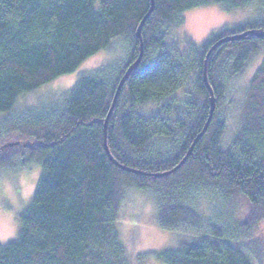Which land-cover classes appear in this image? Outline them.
<instances>
[{
    "label": "trees",
    "instance_id": "obj_1",
    "mask_svg": "<svg viewBox=\"0 0 264 264\" xmlns=\"http://www.w3.org/2000/svg\"><path fill=\"white\" fill-rule=\"evenodd\" d=\"M154 1L141 29V61L122 85L106 131L110 156L145 173L137 174L110 161L103 123L119 79L139 54L135 34L150 0H0V113L71 74L113 40L125 43L119 69L106 65L83 74L61 107L0 125V140L7 134L25 140V152L41 166L16 238L0 243V264H252L251 236L264 220V57L235 106L227 93L234 76L264 50V36H255L264 33V0ZM211 5L252 6L261 17L225 28L199 48L177 49L170 28L182 24L183 13ZM243 33L207 58L216 107L191 155L171 174L153 176L180 162L208 117L203 66L209 48ZM187 73L190 98L141 112L178 91ZM222 106L237 113L229 139ZM129 188L154 194L160 228L190 237L129 257L115 222L121 193Z\"/></svg>",
    "mask_w": 264,
    "mask_h": 264
},
{
    "label": "rangeland",
    "instance_id": "obj_2",
    "mask_svg": "<svg viewBox=\"0 0 264 264\" xmlns=\"http://www.w3.org/2000/svg\"><path fill=\"white\" fill-rule=\"evenodd\" d=\"M260 17L258 11L252 6L230 10H225L222 5L204 6L183 13L182 24L172 26L170 33L173 39L175 37L178 40L177 49L182 50L190 45L199 48L223 29L233 28ZM172 38H168L166 41L169 45L174 42ZM124 53L125 43L118 39L113 40L108 48L88 58L71 74L61 76L19 98L9 112L0 113V125L5 122H17L21 118H29L45 113L50 109L61 107L68 90L81 75L96 71L106 65H113L114 70L119 69L124 64ZM263 57L264 50L261 49L234 76L227 93V101L231 105L235 106L242 99V94L257 69L261 66ZM191 76L192 74L187 73L186 79H184L178 91L160 101L143 105L141 112L144 115H149L172 101H176L178 104L185 102L191 96ZM220 114L225 120V138L229 139L237 125L234 117L237 113L222 106ZM25 144L26 141L23 139L18 143L15 134H7L0 140L1 156L6 155L0 163L1 244L13 241L16 238L19 229V217L31 201L41 171L40 164L30 159L25 152L27 150ZM120 197L115 222L119 240L129 257H133L137 253H156L163 249L174 248L188 239V234L185 236L176 230H166L159 227L157 206L153 193L129 188L126 192L121 193ZM201 210L206 216L208 215L207 209L201 207ZM252 234L251 241L255 247V249L251 248L250 250L253 258L252 264H264V220L260 221L258 226H255ZM149 258L152 260L151 257Z\"/></svg>",
    "mask_w": 264,
    "mask_h": 264
},
{
    "label": "water",
    "instance_id": "obj_3",
    "mask_svg": "<svg viewBox=\"0 0 264 264\" xmlns=\"http://www.w3.org/2000/svg\"><path fill=\"white\" fill-rule=\"evenodd\" d=\"M154 5H155V1L154 0H150V8H149L148 12L146 13V15L143 17V19L140 21V23H139V25L137 27L135 35H136V38L139 40V54H138L136 60L133 63H131L130 65H128V67L125 69L124 73L122 74L121 78L119 79V81L117 83V86L115 88L113 99H112V105H111L110 110L108 111V113H107V115H106V117L104 119V123H103V127H104L103 147H104V151H105L106 155L108 156L110 161L113 164H115L117 167H119V168H121V169H123L125 171L132 172V173H137V174H145V173L144 172H139V171H136V170L124 167V166H121L110 156V154L108 152L107 145H106V131H107V124H108L109 118H110V116L112 114V111L114 110V107H115V104H116V101H117V97L119 95L121 87L124 84V82L128 79V77L131 74V72L134 71L137 68L139 62L141 61L142 54H143V43H142V37H141V29H142V26H143L145 20L152 13V11L154 9ZM249 35H253V33L250 32ZM246 36H247V33H243V34L236 35V36H229V37L221 38L218 41H216L211 46V48L208 50V53H207V55L205 57V60H204V66H203V82L206 85V87H208V91H209V113H208L206 124L203 127L201 133L194 139L193 143L190 145L188 151L186 152V155L183 157V159L174 168H172L171 170L165 171L163 173L152 174L153 176H156V177L167 176V175L171 174L172 172L176 171L180 166H182L184 164L186 158L191 154V151H192L195 143L200 139V137L205 132V129H206L207 125L209 124V122H210V120H211V118L213 116V113H214L215 107H216V101H215V97L213 95L212 89H211V87L209 86V84L207 82V76H206V61H207V58H208L209 54L217 46L221 45L222 43L240 40V39H242V38H244ZM255 36L256 37H263L264 33H262V32L255 33Z\"/></svg>",
    "mask_w": 264,
    "mask_h": 264
},
{
    "label": "bare ground",
    "instance_id": "obj_4",
    "mask_svg": "<svg viewBox=\"0 0 264 264\" xmlns=\"http://www.w3.org/2000/svg\"><path fill=\"white\" fill-rule=\"evenodd\" d=\"M223 44V43H222ZM130 65V64H129ZM128 67V66H127Z\"/></svg>",
    "mask_w": 264,
    "mask_h": 264
}]
</instances>
